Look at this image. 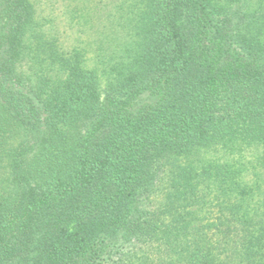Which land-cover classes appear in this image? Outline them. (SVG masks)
<instances>
[{"label": "trees", "instance_id": "1", "mask_svg": "<svg viewBox=\"0 0 264 264\" xmlns=\"http://www.w3.org/2000/svg\"><path fill=\"white\" fill-rule=\"evenodd\" d=\"M79 1L0 0V264H264V0Z\"/></svg>", "mask_w": 264, "mask_h": 264}, {"label": "rangeland", "instance_id": "2", "mask_svg": "<svg viewBox=\"0 0 264 264\" xmlns=\"http://www.w3.org/2000/svg\"><path fill=\"white\" fill-rule=\"evenodd\" d=\"M34 1L37 3L39 14L41 15L40 17H43L46 27L51 28L53 34L59 36L60 42L65 46V48H77L79 51H82L86 59V67L91 69L96 67L100 72H102L106 66L105 58L110 53L100 51V38L104 33L101 30V33H99L100 35L94 34L93 30L96 26L93 23L94 21L89 18L90 12H88V16L86 12L80 9L82 5L81 1ZM73 8L74 14H72ZM120 30L121 28L114 29L117 33H119ZM118 40L122 41L120 37Z\"/></svg>", "mask_w": 264, "mask_h": 264}]
</instances>
